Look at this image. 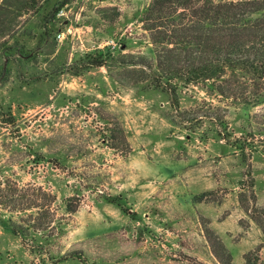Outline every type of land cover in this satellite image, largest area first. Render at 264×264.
Returning <instances> with one entry per match:
<instances>
[{"label": "rangeland", "instance_id": "374dc122", "mask_svg": "<svg viewBox=\"0 0 264 264\" xmlns=\"http://www.w3.org/2000/svg\"><path fill=\"white\" fill-rule=\"evenodd\" d=\"M62 1L0 0V264H221L208 229L264 264V83L255 105L211 83L172 98L114 63L154 62L152 0H70L46 32Z\"/></svg>", "mask_w": 264, "mask_h": 264}, {"label": "trees", "instance_id": "16d2710c", "mask_svg": "<svg viewBox=\"0 0 264 264\" xmlns=\"http://www.w3.org/2000/svg\"><path fill=\"white\" fill-rule=\"evenodd\" d=\"M69 2L63 0L58 3L43 19L46 32ZM142 22L157 48L154 62L147 59H115V64L142 68L145 74L143 80L150 82L152 89L172 98H176L180 83H211L212 89L226 99H239L247 105L261 103L264 0H152ZM111 57L99 52L88 57V65L91 68H107ZM256 95L258 101L250 102ZM117 138L114 133V149L119 148ZM118 206L122 208L120 204ZM68 211L72 213L76 209L68 208ZM253 213V220L264 231V209L254 210ZM257 215L262 219H257ZM9 227L25 241L27 234L23 225L11 222ZM206 235L219 262L233 264L232 254L214 231L208 229ZM62 259L86 260L85 254L76 250H70Z\"/></svg>", "mask_w": 264, "mask_h": 264}, {"label": "built area", "instance_id": "2783aa9c", "mask_svg": "<svg viewBox=\"0 0 264 264\" xmlns=\"http://www.w3.org/2000/svg\"><path fill=\"white\" fill-rule=\"evenodd\" d=\"M64 10H62L60 13H59V15L58 16H63V14H64V12H63ZM60 35L61 34H59V37H60Z\"/></svg>", "mask_w": 264, "mask_h": 264}]
</instances>
